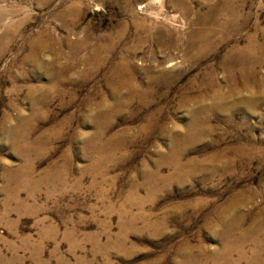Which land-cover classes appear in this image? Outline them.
<instances>
[{"label": "rangeland", "instance_id": "374dc122", "mask_svg": "<svg viewBox=\"0 0 264 264\" xmlns=\"http://www.w3.org/2000/svg\"><path fill=\"white\" fill-rule=\"evenodd\" d=\"M231 1L237 20L191 60L182 44L219 0H0V264H222L230 241L254 258L264 0ZM247 44L244 86L224 63ZM148 73L168 74L152 102L129 98Z\"/></svg>", "mask_w": 264, "mask_h": 264}, {"label": "bare ground", "instance_id": "6f19581e", "mask_svg": "<svg viewBox=\"0 0 264 264\" xmlns=\"http://www.w3.org/2000/svg\"><path fill=\"white\" fill-rule=\"evenodd\" d=\"M211 8H212V10H211L210 17H209L210 19L207 20V21H203V23L201 24V27H202L201 30L198 31V32H194L188 38V43L187 44H185V43L182 44L183 48L185 47L184 49H185V51H187L186 53L190 56L191 60L196 58L197 55L203 53L205 48H207L209 45H213L215 43V41L218 40V38H219L218 35L223 34L221 32L227 31L228 27L229 26L231 27L233 25V21L237 20L238 14H237L236 10L233 8L231 0H219V2L216 3L215 5H213ZM134 25L137 27L138 32L143 29L142 28L143 27V22L139 18L134 21ZM204 26H206V27H204ZM120 37H121V34L118 35V38H120ZM167 40H169V39H167ZM167 40H165V39L162 40L161 38H158L156 34H152L151 32H149L148 36L143 40V43H148L149 44V43H154V42L157 43V42L161 41V44L164 43V47H165V44H166L167 48H170L172 45ZM237 48L238 47L234 48L231 51V54H229V56L226 59L224 64L226 66L227 73L231 76L230 80H231L232 83L235 82V79H232V74L236 71V72H239L242 75V79H241L242 84L244 86H247V81L245 79L247 78L248 74L250 73L249 70L251 69V67H250L251 66V62H250V51H251V48H250L249 44L241 47V49H237ZM190 52H193V53L191 54ZM95 55H98V54H95ZM126 56H127V53H126V55H124L119 60L118 65H115V66L113 65L112 66V69H111L112 71L110 70L109 77H107L108 78L107 82L109 84H113L114 83L115 93L116 94L121 93L122 89L124 88V86L130 84L128 82V80L125 79L124 75L127 72H132L134 70V69L133 70L131 69V67L129 65L130 64L129 58L126 57ZM94 58H97V57L94 56ZM96 63L98 65H102L104 62H96ZM133 72H135V71H133ZM146 74H147V72H146ZM148 74L151 77V79L149 78V81H151L150 85H152V86L149 85V87H147L143 92L135 94V97H131V95H130L129 98H131V99H133V98H142L143 95L144 96H148V97L152 96L151 98L149 97V101L148 102H147L146 99L144 100V102H146V103L152 102V100L154 99V97L156 95L155 87L153 85H155L158 82H160L159 80L162 77L163 78L167 77L168 74L162 75L163 74L162 73L159 76H151L150 73H148ZM245 90H246V88H245ZM189 101H190V99H189ZM201 102L197 101L196 102L197 106L195 105L196 107L194 108V110L192 109L193 110L192 111L193 112L192 115L195 117V120L197 119V117L200 114L203 115V114H205L204 112L207 111V110H205L206 108L205 109L203 108ZM246 102H248V100ZM108 113L109 112H103L102 114L103 115H108ZM197 128H198V126L196 128L193 127V130L195 131V130H197ZM180 167H181V165H180ZM235 215L231 214V216L228 218V219L231 220V224H232L231 228L232 229H233V226H234V222L233 221H234V218H235L234 216ZM236 217H238V218L235 219L236 223L239 222V221L243 222V215L237 214ZM241 222L238 223L237 225L241 224ZM253 223L254 224L249 229H247L248 230L247 233L249 235L253 234L254 232H257L256 230H264V219H261V217H258L255 221H253ZM261 233L263 234L264 232H261ZM244 243H245L244 241L243 242L239 241L236 244L235 242L230 241L231 247H229V249H228L227 246H224L222 254L223 253L226 254V251H227V250H225V248H226V249L230 250V252L237 253V259L235 261H233L230 258V256H229L230 252H228L226 254V256L222 258L223 262H224L222 264H239V263H242V262H244L245 264H253L254 261H257L258 264H264V257H262V256H264V234L261 236V238H259V239L255 238V239H253L251 241V243H252V245L254 247L253 248V250H254V252H253L254 258L253 259L252 258H248L247 256H245L244 250H243ZM258 256H260V260H256V258H258Z\"/></svg>", "mask_w": 264, "mask_h": 264}]
</instances>
